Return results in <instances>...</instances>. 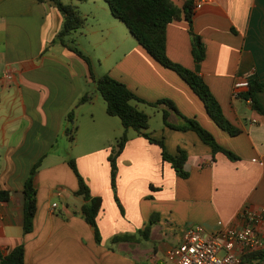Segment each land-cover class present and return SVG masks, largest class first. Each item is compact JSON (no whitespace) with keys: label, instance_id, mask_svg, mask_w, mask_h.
<instances>
[{"label":"crops","instance_id":"0c3cea01","mask_svg":"<svg viewBox=\"0 0 264 264\" xmlns=\"http://www.w3.org/2000/svg\"><path fill=\"white\" fill-rule=\"evenodd\" d=\"M172 1L184 9L188 0ZM63 23V15L52 2L0 0V187L10 192L8 202L0 201L4 255L23 244L26 264H170L166 252L181 243L189 227L203 226L215 233L241 226L240 212L245 206L264 207V115L250 101L233 97L240 78L255 75L264 82V0H209L195 8L193 28L206 46L205 60L199 65L194 61L184 10L181 19L167 27L169 58L204 79L225 117L241 129L236 136L220 128L187 82L155 60L133 35V39L116 36L106 52L114 62L105 74L125 83L148 103L171 100L181 114L196 119L238 156L232 160L222 152L215 154L195 131L172 129L164 120L153 129L152 115L163 118L165 108L138 104L150 116L146 132L164 139L170 154L187 153L189 176L180 178L163 160L159 145L138 133L130 136L129 130V141L118 158L116 195L107 163L111 132L123 135L124 128L112 116L96 122L93 104L97 94L91 102L78 104L87 88L96 84L83 58L54 43ZM111 34L109 30L107 35ZM88 57L93 64V57ZM93 65L94 76L101 77ZM8 70L14 77L11 82L4 78ZM72 110L75 117L70 124L66 116ZM86 113V125L90 130L99 125L109 146L76 157L59 152L61 136L69 134L67 128L73 130ZM169 122L180 123L173 113ZM42 157L35 176L34 229L25 234L23 189L31 168ZM70 159L76 161L92 195L102 198L97 217L101 244L82 216L85 200L75 194L79 182L68 164ZM97 161L102 163V173L85 174L83 164ZM153 215H157L156 222L145 240L140 232ZM124 234L136 235L138 240L112 243Z\"/></svg>","mask_w":264,"mask_h":264},{"label":"trees","instance_id":"16d2710c","mask_svg":"<svg viewBox=\"0 0 264 264\" xmlns=\"http://www.w3.org/2000/svg\"><path fill=\"white\" fill-rule=\"evenodd\" d=\"M40 3L52 2L61 12L64 18V23L61 31L54 39V43H60L75 52L83 58L91 67V75L94 83L103 99L106 102V112L109 116L118 117L123 125L124 133L117 141L115 148L111 149L109 155V163L111 166V184L114 194L116 195L117 181V163L118 158L122 154L127 142L129 141L128 131L135 130L139 135L146 138L150 143L157 144L162 148V156L165 162H169L175 169L180 178H187L189 173L185 170V165L188 159L187 153L184 150H179L178 155H172L168 152L164 139H155L151 137L146 130L149 128L150 116L143 110L137 107L138 104H148L153 107L163 106V120L165 124L176 130H192L195 131L201 140L209 145L214 153L222 152L230 159L237 160L238 156L230 150L224 148L215 138V136L205 129L196 119H190L179 112L175 104L169 99H162L156 103H148L134 93L125 83L113 78L109 74L101 77L94 76L92 72V63L80 49L72 45L68 37L73 32L82 28L85 24V18L82 17L77 7L67 5L63 0H38ZM112 15L123 22L130 33L136 38L148 53L164 67L177 72L191 87V89L199 96L205 104L209 115L223 130L232 136L241 133V129L233 125L224 115L222 107L218 100L211 92L209 86L204 79L195 71L187 69L182 65L173 62L167 54V27L174 20L181 19L184 10L185 18L189 23V31L193 44L194 61L199 65L205 60L206 46L202 37L198 35L193 28V16L195 13V1L188 0L184 4V9L176 6L172 0H104ZM250 84L247 89L240 93L239 98L244 101H250L253 109L259 114L264 115V103L262 94L264 93V82H261L255 75L249 78ZM94 95L86 93L83 95L78 104L91 102ZM175 114L180 123L174 124L169 122L170 114ZM75 111L72 110L66 120L70 124L73 123ZM67 132L72 135V129L67 128ZM71 141L74 137L71 136ZM44 157L37 161L30 170V173L25 181L24 193V209H25V224L24 232L28 234L34 229L35 217L37 214V194L38 190L35 185V176L40 170ZM69 166L75 173L79 182V189L75 193L77 196H82L85 204L82 207V216L86 222L91 225L95 231V237L98 244H101L102 238L97 223L98 214L102 208V198L94 196L91 193L89 185L85 178L80 173L76 161L70 159ZM10 200V192L3 190L0 187V201L8 202ZM116 200L117 196H116ZM155 216L151 217L149 225L145 230L140 232L143 239L147 240L150 236L151 226L156 222ZM138 238L133 234L118 235L112 239V243L118 242H133ZM249 261L264 264V250L250 254L246 258ZM0 264H26L25 262V247L23 244L14 248L11 252L4 255L0 249Z\"/></svg>","mask_w":264,"mask_h":264},{"label":"rangeland","instance_id":"374dc122","mask_svg":"<svg viewBox=\"0 0 264 264\" xmlns=\"http://www.w3.org/2000/svg\"><path fill=\"white\" fill-rule=\"evenodd\" d=\"M63 2L67 5L77 7L82 17L85 18L84 26L77 30V33L73 32L70 37H68L69 42L83 51L86 56H92L94 64L92 65L95 66L96 72L100 76H103L110 66V63L114 62V58L109 60L106 52L110 50V46L116 40V36L118 35L123 38H127L128 35V37L133 39L132 34L123 22H120V20H115L108 4L104 0H63ZM109 30H112L111 36L107 35ZM94 31H96V35H94ZM76 40H79V45L76 43ZM96 42L97 44L95 46ZM86 93H91L93 95L97 94L99 96V98L96 99L93 104L96 122L100 124L102 121L112 119L106 112V102L98 89L96 87L94 88V86H89ZM86 119H89L87 113L81 116L77 124L74 126L71 135L74 137V142L69 140V134L61 136L57 147L59 152H65L68 153L69 156L76 157L79 153L91 150L97 151L103 146H106V144H109L107 143V137L103 136V133H101L102 131L100 126L98 125V127L90 130V128L85 123ZM113 119L117 121V123H121L118 117ZM162 120L163 118L161 115H152V128H158V126L162 123ZM111 129L114 130L115 127L112 126ZM136 134L137 132L135 130L130 129V136H136ZM121 136L122 135H119V133L114 134L111 132V138H113L111 141V148L116 147L117 141ZM108 146L109 145H107L106 148ZM107 165L110 167L109 163H107ZM83 166H85L83 168L85 174L97 176L103 171L102 163L99 161L91 164L85 163ZM117 198L118 200L115 202L117 203L118 207L122 208L119 197ZM107 207L109 208V206Z\"/></svg>","mask_w":264,"mask_h":264},{"label":"built area","instance_id":"2783aa9c","mask_svg":"<svg viewBox=\"0 0 264 264\" xmlns=\"http://www.w3.org/2000/svg\"><path fill=\"white\" fill-rule=\"evenodd\" d=\"M209 0H195V8ZM251 76L238 79L234 84L235 99L249 87ZM5 80L11 82L8 70ZM55 207V206H54ZM241 226H231L208 233L203 226L186 229L179 245L166 252L170 264H257L247 256L264 250V207L245 206L240 212Z\"/></svg>","mask_w":264,"mask_h":264}]
</instances>
